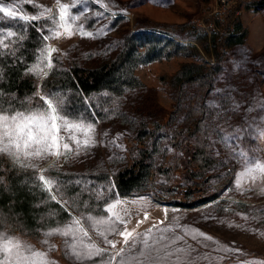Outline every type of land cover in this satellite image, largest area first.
Here are the masks:
<instances>
[{"label": "rangeland", "instance_id": "374dc122", "mask_svg": "<svg viewBox=\"0 0 264 264\" xmlns=\"http://www.w3.org/2000/svg\"><path fill=\"white\" fill-rule=\"evenodd\" d=\"M255 2L249 0L252 5ZM227 3L226 0H0V7L17 12L15 19L0 13V31L4 33L0 36L3 41L0 52L14 53L16 47L4 49L3 44L17 46L31 33L36 34L38 46L28 68L37 63L41 50L48 47L57 50L53 53L54 67L50 72L47 60L44 61L43 72L49 75L44 77L41 72L37 77L33 74L38 82L59 79L72 65L98 69L115 59L125 47L127 38L141 31L165 37L167 44H171L169 49H174L175 53L169 58L139 62L141 50L133 52L132 61L136 62L133 76L142 85L137 82L135 86H125L119 82L110 94H91L82 100L80 110L71 100L73 94L69 89H43L39 84L38 90L23 102V108H4L7 115L38 106L46 108L38 93L55 95L62 101L70 122L79 123L78 118H83L84 122L95 123L96 146L67 158H25L21 152L19 162H15V158L0 154L21 167L35 164V169L25 168L36 171L33 179L37 188L45 189L39 181L41 174L46 179L62 181L63 198L55 189L47 192L50 200L51 195H57L58 204L70 214V218L62 222L57 219L59 212L53 209L49 216H53L54 225L49 221L39 227L38 236L0 231L44 252L46 259L55 264H81L70 253L71 237L53 235L46 238L44 233L63 227L73 217L81 215L108 218L109 213L104 209L120 200L122 202L112 213L124 218L129 231L135 229L139 234L135 236L137 247L130 250V245H125L119 235V231L124 230L123 224L118 225L116 233L107 236L116 245L112 248L103 236L82 221L89 235L77 233L76 250H83L82 245H91L93 251L105 250L83 264H104L110 257H115L111 264H119L121 257L115 254L121 249H124L125 264H264V171L255 169V163L264 165V108L260 107V102L264 101V6L245 9L241 2L237 15L239 24L248 32L244 44H235L236 38L227 37L225 45H216L209 40L211 35L222 36L226 32L223 22L215 23L211 14L224 9ZM61 5L68 6L73 35L44 40L49 33L40 31L42 27L63 31L58 19L54 24L50 19L58 18ZM21 15L40 18L29 25L19 19ZM73 16L76 19L71 21ZM9 31L16 35L6 37ZM133 38L148 41L154 48L161 45L160 40L150 36ZM172 43L181 47H174ZM44 54L47 56L46 51ZM189 64L200 66V71L211 75L212 88L207 93L197 91L195 86H183L178 91L170 85L171 79ZM119 74L120 71L114 74L110 82H116ZM199 96L200 99L192 103L202 112L203 131L196 135L202 137L201 144L210 160L203 173L179 182L175 168L168 166L182 156L181 148L177 149L164 131L159 132L153 144L148 135H142L139 138L149 152L144 161L155 177L148 180L147 169H144L140 179L120 195L113 187V175L130 167V160L140 158L142 151L130 144L139 124L170 116L173 124L179 127L190 99ZM234 104L240 107L235 108ZM249 107L253 110L248 111ZM94 115L97 121L92 120ZM144 133L149 134L148 131ZM71 134L61 128V136ZM237 152L246 155L237 156ZM246 157L255 161L250 165L254 169L251 172L245 171ZM161 165L167 166V170H158ZM176 171L179 175L181 168ZM76 179L84 183L76 185ZM101 194L102 198H98ZM214 194L215 199L195 207L169 204L172 199L194 203ZM66 200L69 203L65 204ZM137 221L143 223L137 226ZM45 239L47 243H43ZM36 264H40L38 259Z\"/></svg>", "mask_w": 264, "mask_h": 264}, {"label": "trees", "instance_id": "16d2710c", "mask_svg": "<svg viewBox=\"0 0 264 264\" xmlns=\"http://www.w3.org/2000/svg\"><path fill=\"white\" fill-rule=\"evenodd\" d=\"M255 1V4L252 5L247 0L244 3L245 9L264 6V0ZM239 6L240 4L238 3L233 8L222 13V21L219 15L211 14V19L215 23L223 22V29L226 32L222 36L211 35L209 40L214 44L221 43L225 45L224 40L227 37L236 38L235 44H244L248 32L246 28L241 27L239 24V17L237 15ZM139 33L142 37L150 36L156 40H160L161 45L158 48H154L153 44L148 41L133 38V36L137 37L139 35H132L126 39L125 47L118 53L115 59L104 66L98 69H86L72 65L63 74V77L55 80L45 79L41 82H38L36 76L33 74H26L38 46L36 44V34L31 33L30 37L19 45L7 48L14 49L16 47L14 55L0 56V71L3 73V78L0 79V93H2L0 94V106L3 108L12 107V110L23 108V102L28 100L32 96V93L38 90L39 84L43 89H69L73 94L71 100L75 102L74 105H77L76 109L80 110L83 108L82 100L89 98L91 94H110L115 91V86L119 82H122L121 84L125 86H135L134 84L137 82L141 84L133 76V66L136 63L132 61L133 52L141 50L138 55L140 58L139 62L159 60L163 57L169 58L175 53L174 49H169L171 44H167V39H164L165 37L147 31ZM172 45L174 47H181L178 43H172ZM143 55L144 57H142ZM129 58L130 61L127 62ZM201 69L202 67L194 64L185 66L171 79L170 85L178 91L182 90L183 86H195L197 91L207 93L212 88L211 75L203 73L200 71ZM119 71L118 80L111 83L110 80L113 78V75H117ZM139 84L138 86H140ZM197 98L192 97L190 99L189 105L184 112L183 124L179 125V127L173 124L170 116L168 119L162 117L161 119H157L156 122L144 121L139 124L137 134L130 144L142 151L140 158L137 161L130 160V167L120 170L113 175L114 187L116 190H119L120 195H123L126 188H129L140 179L144 169H147L148 180L152 181L155 177L154 171L149 170L147 163L144 161L148 157L149 152L139 138L142 135H148L153 144L159 132L164 131L171 141H173L174 146L177 149L181 148L182 156L175 158L173 165L168 166V168H175L179 182L182 179L191 180L192 176L203 173L207 162L210 160L206 148L201 144L200 140L202 137L196 135L198 131H203L200 121L202 112L196 110V104L192 103V101L199 100L200 96ZM87 110L89 109L87 108ZM93 118L92 120L98 119L96 115ZM146 131L149 134L144 133ZM166 168L167 166L162 167L161 165L158 170H167ZM178 168H181L179 175L176 171ZM36 175V171L21 167L13 160L0 155V230L15 233L19 236L22 234L26 236L36 234L38 236L37 229L39 227L47 225L49 221L53 222L54 225L55 220L52 219L53 216H49L50 213H53V209L59 212L57 219H60L62 222L70 218L68 211L60 204L49 199L50 195L44 188L35 187L36 180L33 178ZM215 198L214 194L198 199L194 203H185L181 199H172L169 201V204L171 203L179 207H195ZM48 205L53 208L47 207Z\"/></svg>", "mask_w": 264, "mask_h": 264}, {"label": "snow or ice", "instance_id": "6c2138e0", "mask_svg": "<svg viewBox=\"0 0 264 264\" xmlns=\"http://www.w3.org/2000/svg\"><path fill=\"white\" fill-rule=\"evenodd\" d=\"M79 2V0H77ZM59 16L51 17V22L54 24L58 19L60 21L59 27L63 30L57 31L50 26L42 27L40 31H47L49 35H45L44 40L51 38H59L61 35L66 34L67 38H71L73 35L72 32V22L69 20V9L67 5H61L59 8ZM0 13H3L4 16L10 18H17V12L10 10L6 7H0ZM43 15V12L40 14ZM39 16H27L21 15L19 19L26 22V24H31V21H36ZM76 19L75 16L71 17V21ZM86 35V33H84ZM4 33L0 31V36H3ZM16 34L14 32H7L6 37L11 38ZM3 41H0L2 44ZM4 49L8 48L7 44H3ZM45 51L47 56H45ZM57 50L55 48L48 47L44 50H41L37 63L29 67L26 74H34L37 77H40L41 72H43L44 61L47 60L46 67L49 69V72L53 69V53ZM14 53H9L7 51L0 52V56L9 55ZM49 72H43V76L47 77ZM3 78V73L0 71V79ZM2 94V93H0ZM40 99L44 102L45 107L38 106L35 109H27L26 111H16L13 115L4 114L7 110L0 106V154H7L9 157L15 158V162H19V157L21 152L25 158H45V157H56L59 158L64 156L67 158L69 155L75 154L79 155L82 151L86 152L89 148L95 147V123L93 122H84L83 118H78L79 123L70 122L67 113L63 108L62 101H60L55 95L49 96L46 94H40ZM215 107V105H214ZM235 108H239V104H234ZM260 107L264 108V101L260 102ZM251 107L248 108V111H252ZM60 121L61 123H58ZM61 128L65 132L72 133L67 137L61 136ZM75 133L82 135V139L78 137ZM107 135V133H105ZM71 141V143L66 142ZM72 145H75L73 148ZM31 149V151H28ZM237 156L246 155L241 152L236 153ZM255 161L251 157H246V172H251L254 169L250 166L254 164ZM24 167H32L35 169L36 165H24ZM255 169L264 171V165L260 163H255ZM39 181L45 186V190L51 193L53 189L55 192L63 198L62 191V181L58 178H48L46 179L43 174L39 176ZM70 183H73L70 181ZM76 185L83 184V180L76 179L74 181ZM91 183V181H89ZM114 187V186H113ZM84 189H82L83 191ZM79 195V193L77 194ZM102 198V194L98 197ZM146 199V198H140ZM51 200L59 203L57 195H51ZM47 202V201H45ZM122 201L117 200L116 203L108 205L104 212L109 213L108 218L96 217L93 215H87L80 217H73L69 224L63 227H56L51 229L48 232L44 233V236L51 237L53 235H60L62 237H71L72 242L68 243L70 253L78 261L83 264L86 260H93L95 256L102 255L104 249L92 250L91 245H82L83 250L77 251V233H80L82 236L87 237L89 235L88 231L85 229L82 221L88 223L89 227L97 231V233L105 238V242L109 244L112 248H115L116 245L113 241L108 240L107 236L118 231V225L123 224L124 230L119 231V235L123 238L125 245H130V250L137 247L135 236L139 235L135 233V229L129 231L127 228V222L123 217L112 213V209L116 207L117 204ZM69 203L67 200L65 204ZM88 205L86 204L85 207ZM63 207V205H62ZM144 219H148L147 213H145ZM143 221H137V226H139ZM160 223H163L162 221ZM156 225H153L155 228ZM151 232V229L148 230ZM206 239H212L211 237H205ZM47 239L43 243H47ZM124 249H121L115 254L116 257H121L119 264H125V261L122 257ZM37 259L40 264H55L54 261H48L46 259V254L41 251H37L31 246L25 244L17 237H12L11 235L0 231V264H36ZM115 257H110L108 261H105L104 264H111V260H114Z\"/></svg>", "mask_w": 264, "mask_h": 264}, {"label": "built area", "instance_id": "2783aa9c", "mask_svg": "<svg viewBox=\"0 0 264 264\" xmlns=\"http://www.w3.org/2000/svg\"><path fill=\"white\" fill-rule=\"evenodd\" d=\"M226 1L228 3H227V6L224 9L219 10V11H214V13H212V14H215V15H219L221 21H222V17H221L222 13H224L225 11H228L230 8H233L238 3L245 2L247 0H226Z\"/></svg>", "mask_w": 264, "mask_h": 264}]
</instances>
